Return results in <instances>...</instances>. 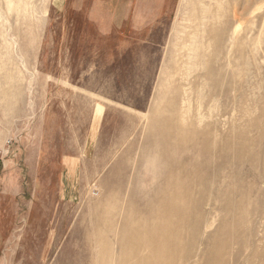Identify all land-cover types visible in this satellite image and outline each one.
<instances>
[{"label":"rangeland","instance_id":"rangeland-1","mask_svg":"<svg viewBox=\"0 0 264 264\" xmlns=\"http://www.w3.org/2000/svg\"><path fill=\"white\" fill-rule=\"evenodd\" d=\"M263 150L264 0H0V264H264Z\"/></svg>","mask_w":264,"mask_h":264},{"label":"bare ground","instance_id":"bare-ground-1","mask_svg":"<svg viewBox=\"0 0 264 264\" xmlns=\"http://www.w3.org/2000/svg\"><path fill=\"white\" fill-rule=\"evenodd\" d=\"M2 7V6H1ZM215 70V69H214ZM214 84V83H213ZM212 85V84H211ZM214 88V86H210ZM165 119V118H164ZM163 119V120H164ZM252 130V128H251ZM250 158V157H249ZM256 163L257 160L251 154V158L249 162ZM262 165H264V150H263V158ZM254 167V164L252 165ZM184 192V190H183ZM182 193H180L179 197ZM185 196V195H184ZM178 197V195H177ZM192 196L188 201H191ZM235 205L232 202H228L225 205L227 211L233 209ZM235 214L237 211H233ZM181 211L179 209L165 211V216L159 217L161 220L158 227L153 228H145L144 234L146 237H139V232L134 231V238L129 242L132 244V252L129 257L122 259L121 261H117L115 257H113L111 252H100V263L101 264H172L169 261L162 258L164 255H173L175 256L176 264H190L192 259L198 257V253H196L192 247L191 242H187L185 240V234L182 231H172V228H165L163 224V220L173 219L179 217ZM192 219V218H191ZM184 221V220H183ZM190 221V220H189ZM194 222V221H193ZM163 226L161 227V225ZM226 226L222 227L224 229ZM192 228L193 225H192ZM196 229V228H195ZM187 234V232H185ZM142 249H147L150 251V254L143 255ZM163 254V255H162ZM193 264V263H192ZM204 264H222V260L220 258L219 253H209L205 256Z\"/></svg>","mask_w":264,"mask_h":264}]
</instances>
